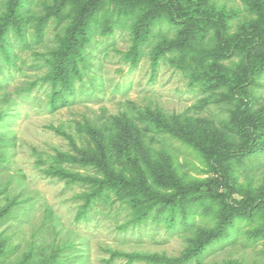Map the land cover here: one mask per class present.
<instances>
[{
	"label": "rangeland",
	"instance_id": "obj_1",
	"mask_svg": "<svg viewBox=\"0 0 264 264\" xmlns=\"http://www.w3.org/2000/svg\"><path fill=\"white\" fill-rule=\"evenodd\" d=\"M89 1L20 0L22 34L12 28L7 35L9 59L0 56V214L6 211L0 216V264H127L119 255L181 257L219 231L229 211L219 196L223 178L197 143L220 151L243 149L250 136L237 128V111L246 102L251 117L264 112V73L245 89L248 100H234L228 86L212 76L221 68L239 71L245 56L199 60L192 50L208 51L211 40H184L181 51L179 26L153 27L139 61L131 65L127 54L135 18L109 0L94 12L80 79L53 106L46 80L50 61L76 12ZM170 1L221 17L228 43L254 31L249 0ZM9 5L0 0V19ZM255 129L264 141V119ZM96 142L111 151L117 171L119 163L133 164L137 180L163 198L176 191L161 181L194 190L171 227L165 224L168 214L132 224V209L112 194L82 209L92 184L103 176L94 166L57 157L81 159ZM218 165L233 176L234 203L254 207L230 220L226 236L188 264H264V150Z\"/></svg>",
	"mask_w": 264,
	"mask_h": 264
},
{
	"label": "trees",
	"instance_id": "obj_2",
	"mask_svg": "<svg viewBox=\"0 0 264 264\" xmlns=\"http://www.w3.org/2000/svg\"><path fill=\"white\" fill-rule=\"evenodd\" d=\"M104 0H90L86 8H80L74 16V20L62 40V46L56 51L50 61L51 73L46 80L52 86L51 104L54 106L59 100L72 88L74 79H80L78 70L79 64L83 61V51L89 39L88 34L92 23L95 21V11ZM123 15H133V41L127 59L131 65H136L139 61L142 44L146 42L153 31V27L161 22L176 25L181 28L182 40L177 42L179 50L184 51V40L191 43H198L205 39L211 40L212 47L209 50H192L195 57L199 60H206L211 56L224 57L228 54H243L241 69L231 70L223 69L222 73L217 72L212 77L216 83L226 84L229 93L234 100H248V93L245 91L253 80L264 73V0H249L250 11L255 16V27L252 34H246L238 37L228 43L225 34L224 22L221 17H215L205 9L199 10L190 5H180L170 0H109ZM91 7L89 12L87 7ZM20 0H10L7 13L0 19V56H7L9 49L7 45V35L12 29L15 34L21 35L22 24L20 15ZM105 21V20H104ZM104 28L109 26V21L103 23ZM208 35V33H210ZM191 50V49H190ZM188 51V49H187ZM251 54V57L249 56ZM251 58V59H250ZM155 64V60L153 61ZM211 83V80H208ZM242 108L237 111L235 124L240 130L249 131V144L240 150H218L210 147L204 148L197 143L201 152L207 157L210 167L219 172L223 178L221 186L224 191L219 194L223 203L228 208L226 215L220 222V230L211 233L203 238L191 250L177 258H166L164 256H138V255H119L127 260V264H132L136 260H144L147 264H188L191 260L198 258L205 249L213 242H217L226 236V228L230 220L238 215L249 213L253 205H236L234 203L232 192L234 188L233 176L218 164L221 161H227L232 158L241 159L249 154H255L264 150V141L259 140V133L256 132L257 123L264 119V112L254 116L247 114V106L242 103ZM111 151L105 145L96 142L95 150L89 155H83L81 159H76L70 155H59L57 159L60 162L69 164H79L81 166H94L100 174L102 180L92 184L89 194L84 198V207L86 209L92 200H102L105 196L112 194L117 200L124 202L132 209V224H140L154 217V220L167 215L165 224L171 227L174 224V213L184 212V202L189 196H193L194 190L183 187L177 182H165L162 184L167 188H173L176 191L175 196L163 198L153 192L145 183L137 180L135 175L137 169L131 163L117 164L120 171H117L116 164L112 159ZM58 176H63L62 172H55ZM209 185H207L208 187ZM6 211L2 212L3 216ZM186 223V217L184 219ZM183 223V224H185ZM186 225V224H185ZM26 264V263H20ZM51 264V263H48ZM53 264V263H52Z\"/></svg>",
	"mask_w": 264,
	"mask_h": 264
}]
</instances>
